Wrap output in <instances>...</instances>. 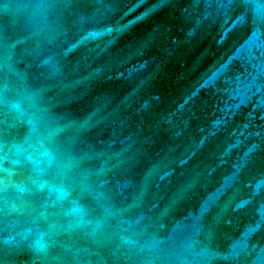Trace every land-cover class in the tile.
<instances>
[{"label": "water", "instance_id": "1", "mask_svg": "<svg viewBox=\"0 0 264 264\" xmlns=\"http://www.w3.org/2000/svg\"><path fill=\"white\" fill-rule=\"evenodd\" d=\"M0 264H264V0H0Z\"/></svg>", "mask_w": 264, "mask_h": 264}]
</instances>
